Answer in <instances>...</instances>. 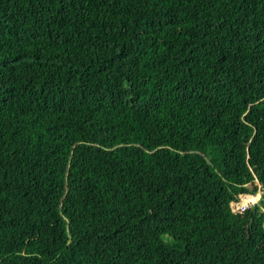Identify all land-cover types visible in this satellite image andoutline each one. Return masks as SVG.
Instances as JSON below:
<instances>
[{"label":"trees","instance_id":"obj_1","mask_svg":"<svg viewBox=\"0 0 264 264\" xmlns=\"http://www.w3.org/2000/svg\"><path fill=\"white\" fill-rule=\"evenodd\" d=\"M264 0H0V264H264Z\"/></svg>","mask_w":264,"mask_h":264},{"label":"clouds","instance_id":"obj_2","mask_svg":"<svg viewBox=\"0 0 264 264\" xmlns=\"http://www.w3.org/2000/svg\"><path fill=\"white\" fill-rule=\"evenodd\" d=\"M261 199H264V195H262L260 192H257L255 195L249 197L246 201H242L241 204L237 205V208L240 211H246L250 206L258 205ZM231 206L232 203L230 202V207ZM260 210L264 212V207H261Z\"/></svg>","mask_w":264,"mask_h":264},{"label":"built area","instance_id":"obj_3","mask_svg":"<svg viewBox=\"0 0 264 264\" xmlns=\"http://www.w3.org/2000/svg\"><path fill=\"white\" fill-rule=\"evenodd\" d=\"M240 202H234L232 203L233 205V210L236 212V213H241L242 211H240L238 208H237V205H239Z\"/></svg>","mask_w":264,"mask_h":264},{"label":"rangeland","instance_id":"obj_4","mask_svg":"<svg viewBox=\"0 0 264 264\" xmlns=\"http://www.w3.org/2000/svg\"><path fill=\"white\" fill-rule=\"evenodd\" d=\"M258 192L261 193V190L259 189ZM242 201H246V198L242 197L241 200H239L238 202H240V204H241Z\"/></svg>","mask_w":264,"mask_h":264}]
</instances>
